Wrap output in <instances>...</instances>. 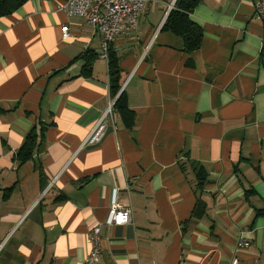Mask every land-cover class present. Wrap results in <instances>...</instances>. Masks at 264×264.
<instances>
[{
	"label": "crops",
	"instance_id": "1",
	"mask_svg": "<svg viewBox=\"0 0 264 264\" xmlns=\"http://www.w3.org/2000/svg\"><path fill=\"white\" fill-rule=\"evenodd\" d=\"M176 1L153 0L111 44L124 107L84 149L114 100L100 34L65 0L0 17V264H81L95 226L98 264H264L260 0H198L191 54L162 29ZM113 199L130 225L106 223Z\"/></svg>",
	"mask_w": 264,
	"mask_h": 264
},
{
	"label": "built area",
	"instance_id": "2",
	"mask_svg": "<svg viewBox=\"0 0 264 264\" xmlns=\"http://www.w3.org/2000/svg\"><path fill=\"white\" fill-rule=\"evenodd\" d=\"M153 0H65L64 11L68 17H79L85 20L101 36V52L99 59L108 60V52L116 37L126 29L135 30L138 19ZM255 16L264 22V0L254 5ZM63 42L70 38L68 29H61ZM115 99L102 115L88 136L82 142L80 149L101 143L107 129V118L112 115ZM51 186V184H50ZM106 223L109 226H126L132 223V211L117 203L114 199L108 208ZM86 250L81 264H98L100 244V227H93L86 236ZM239 247L245 246L243 241ZM232 264H236L233 261Z\"/></svg>",
	"mask_w": 264,
	"mask_h": 264
},
{
	"label": "trees",
	"instance_id": "3",
	"mask_svg": "<svg viewBox=\"0 0 264 264\" xmlns=\"http://www.w3.org/2000/svg\"><path fill=\"white\" fill-rule=\"evenodd\" d=\"M28 0H0V17L9 15L18 10ZM198 0H177L175 2V8L172 10L163 26V30L171 32L173 35L180 37L184 43V51L187 54L199 49L202 41V31L199 26L193 23L188 15L191 13L194 5ZM108 67L110 76V95L112 99H115L114 109L121 111L123 109V94H118L121 88L122 74L118 67V59L114 53L109 50L108 52ZM86 75V70H84ZM38 144L35 141L34 131L26 136V139L18 152V159L24 163L32 154L34 148ZM180 167L184 171L185 166L180 164ZM203 171L197 169V190H201L203 186Z\"/></svg>",
	"mask_w": 264,
	"mask_h": 264
}]
</instances>
